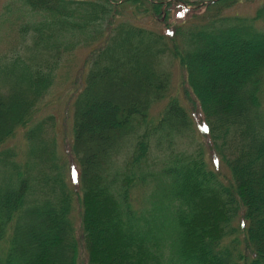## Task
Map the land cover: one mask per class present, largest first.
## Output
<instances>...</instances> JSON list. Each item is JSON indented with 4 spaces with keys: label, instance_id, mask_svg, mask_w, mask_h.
<instances>
[{
    "label": "trees",
    "instance_id": "16d2710c",
    "mask_svg": "<svg viewBox=\"0 0 264 264\" xmlns=\"http://www.w3.org/2000/svg\"><path fill=\"white\" fill-rule=\"evenodd\" d=\"M238 1H5L0 20L18 44L0 57V264H77L76 195L87 264H239L240 245L226 244L235 217L245 264H264V4L251 18L220 14ZM128 6L138 19L164 17V30L122 21ZM181 11L185 21L171 19ZM235 42L240 68L229 75L215 60ZM79 47L91 51L70 104L72 190L50 136L55 119L37 110ZM168 59L181 64L228 184L202 149L179 148L187 105L170 99L150 119L169 91ZM18 130L21 158L7 146Z\"/></svg>",
    "mask_w": 264,
    "mask_h": 264
},
{
    "label": "rangeland",
    "instance_id": "374dc122",
    "mask_svg": "<svg viewBox=\"0 0 264 264\" xmlns=\"http://www.w3.org/2000/svg\"><path fill=\"white\" fill-rule=\"evenodd\" d=\"M6 0H0V12H2V7ZM182 1V0H179ZM191 1V0H189ZM264 4V0H239L235 5H229L223 7L220 11L222 16L226 17H240V18H251L254 16L256 9ZM188 11L190 7H188ZM130 11H136L131 7H127L126 10L120 16L122 21L128 23H135L142 25L148 29H153L155 31H163V26L165 24L164 17H152L150 15H143L142 13L136 12L139 18H136ZM199 15H202L201 10L198 11ZM213 12H209L208 15ZM142 14V15H141ZM185 15V16H184ZM200 15V16H201ZM190 13L180 12L179 16H173L171 19L180 23L185 21ZM200 19H197L198 21ZM0 20V57L7 55L11 48L18 44V36L16 33L15 26L11 22H3ZM257 28H263V25L259 22L256 23ZM167 32V30L165 29ZM243 49L239 47V43H233L230 48V54L226 55L224 53L219 54L215 62L218 67H228V73H232L235 69L240 68V52ZM91 49L87 47H79L72 51L69 55L63 59L61 68L59 69L55 82L50 89L48 95L45 96L44 100L38 108V114L40 116L53 115L56 127L50 136L56 140V152L59 164L64 167L63 172L66 176V180L70 188L77 190L78 188V169L73 156L70 152V142H71V109L70 104L75 96L77 90L81 87V79L83 70L87 67L88 56ZM237 51V52H236ZM230 55V56H229ZM165 68L170 73L171 82L167 97L154 104L149 112L150 119L152 121L157 120L164 107L170 99H176L183 106L189 108V114L192 120L191 130L187 132L182 139L178 142L179 148L185 150L186 152H193L198 149H202L203 157L207 163L209 169H211L219 179L228 184L231 174L229 169L226 167L225 163L217 152L212 150L213 146L207 133H204L202 126L203 117L196 107V103L191 100L193 98L186 90L184 83V73L181 64L176 59H168ZM196 82L200 83L198 75H195ZM264 107V102H263ZM202 127V128H201ZM7 146L13 148L18 153L19 158L23 156L26 150V143L23 138V130H18L15 136L7 142ZM78 193V192H77ZM141 194H139L140 196ZM73 208L71 213V219L74 223L75 237L78 243V262L77 264H87V252L84 247V242L82 239V229H81V217L80 208L77 202V195L74 197ZM243 227V220L241 217H235L231 223L230 234L227 236L226 244L232 245L238 242L243 252V260L237 259L239 264L248 263L250 258H245L247 254L245 253L243 247V236L244 231L240 228ZM233 228H236L234 230ZM230 246V247H232ZM239 248V246H238ZM240 260V261H239Z\"/></svg>",
    "mask_w": 264,
    "mask_h": 264
}]
</instances>
